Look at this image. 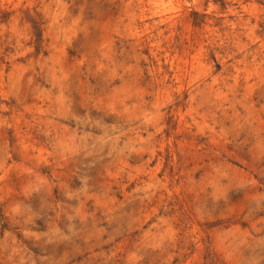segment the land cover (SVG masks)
<instances>
[{
	"label": "rangeland",
	"instance_id": "374dc122",
	"mask_svg": "<svg viewBox=\"0 0 264 264\" xmlns=\"http://www.w3.org/2000/svg\"><path fill=\"white\" fill-rule=\"evenodd\" d=\"M214 2L0 0V264H264V15Z\"/></svg>",
	"mask_w": 264,
	"mask_h": 264
},
{
	"label": "clouds",
	"instance_id": "9594fccd",
	"mask_svg": "<svg viewBox=\"0 0 264 264\" xmlns=\"http://www.w3.org/2000/svg\"><path fill=\"white\" fill-rule=\"evenodd\" d=\"M60 2H62V0H57V3ZM144 2L145 0H140L141 5H143ZM153 2L154 0H147V3L149 4ZM167 3L172 6L171 15L168 17L169 20L180 18L190 10H196L201 14L206 13L214 19L221 14L219 4L214 2V0H207L206 8L204 6L205 0H167ZM232 4L234 7L229 9V12L238 18V22L244 21V13H248V20L244 21L245 25H247L253 17L259 20L261 16L264 15V5L257 4L256 0H248L247 4H245L244 0H232ZM237 8L240 10L238 11ZM227 15L228 13L224 14L226 22H228ZM233 27H235L234 24Z\"/></svg>",
	"mask_w": 264,
	"mask_h": 264
}]
</instances>
